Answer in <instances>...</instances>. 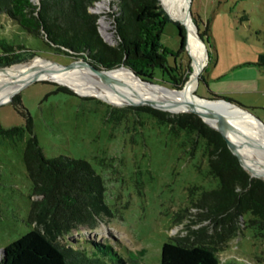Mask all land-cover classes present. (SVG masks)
Listing matches in <instances>:
<instances>
[{
	"label": "rangeland",
	"instance_id": "374dc122",
	"mask_svg": "<svg viewBox=\"0 0 264 264\" xmlns=\"http://www.w3.org/2000/svg\"><path fill=\"white\" fill-rule=\"evenodd\" d=\"M37 1L32 0L34 4ZM116 3L117 0H98L91 10L98 14L100 35L111 45L117 44ZM99 4L102 8L96 7ZM159 4L169 18L160 37L161 44L174 54L169 61L176 60L191 74L187 30L184 28L185 53L177 54L179 37L173 23L175 19L170 18L162 0ZM187 9L199 34L205 26L209 29L208 36H202L206 60L197 76L194 93L198 97L213 98L209 90L213 92L210 83L214 78L236 65L254 64L263 59L264 43L254 31H264V0H188ZM100 25L112 33L111 39L105 38ZM0 38L34 49L38 56L26 62L41 59L66 65L78 61L97 66L88 59L48 51L42 39L29 36L20 28L0 29ZM7 68H0V72ZM154 78L156 84L166 85L161 82L158 71ZM59 86L69 89L73 95L60 90ZM235 97L241 99L244 106L264 103V94ZM17 98L19 102L14 106L12 101ZM1 103V126H25L23 112L26 110L32 120V134L46 157L61 155L85 160L104 181V201L113 216L103 217L95 230L79 227L57 236L56 241L66 244L68 239H81L109 244L124 260L130 252L142 250L139 264H159L161 246L171 235L184 236L202 227L206 228L204 233L213 234L212 221L197 217L196 213L201 210L194 204L202 191L218 187V179L208 172L206 156L198 143L191 147L194 140L189 143L183 133L174 132L166 123L135 109L147 105L114 104L48 79L24 85L13 94L11 101ZM247 109L264 126V111ZM165 112L169 116L176 114ZM28 136L27 132L22 138L0 135V249L34 227L28 222L32 186L22 159ZM250 216L245 213L240 219L246 221ZM243 224H239L233 238L222 244L220 264H264V239L255 236L254 231Z\"/></svg>",
	"mask_w": 264,
	"mask_h": 264
},
{
	"label": "trees",
	"instance_id": "16d2710c",
	"mask_svg": "<svg viewBox=\"0 0 264 264\" xmlns=\"http://www.w3.org/2000/svg\"><path fill=\"white\" fill-rule=\"evenodd\" d=\"M97 1L38 0L34 4L32 0H0V29L20 28L29 36L42 39L48 51L88 59L104 69L124 66L141 80L155 84L158 71L164 86L181 89L191 74L176 60L170 62L174 54L161 44L160 37L169 18L159 0H117L116 45L106 42L99 33L98 14L90 10ZM173 23L179 37L177 54H183L185 29L178 22ZM208 31L205 26L202 34L197 30V35L202 40ZM254 34L264 43L261 30H255ZM34 56H38L34 49L0 38V68L26 62ZM255 65L264 68V55ZM59 89L73 95L65 87ZM212 96L242 106L231 98L214 93ZM18 102V98L13 99L12 104L16 106ZM135 109L166 123L172 131L183 133L189 143L194 140L191 147L198 143L206 156L208 172L218 179V187L202 191L194 204L201 210L197 217L212 221L213 234L204 233L206 228L202 227L191 231L195 238L190 234L171 235L161 246L159 264H220L222 244L235 236L241 222L264 239V180L250 177L221 134L193 113L169 116L150 106ZM23 115L25 126L0 125V135L22 138L25 132L29 134L22 159L32 186L28 222L34 227L0 249V264H139L142 250L130 252L124 260L109 244L81 239H68L66 244L56 241L57 236L79 227L95 230L103 217L113 214L104 201L102 177L85 160L61 155L46 157L32 134L31 117L26 110ZM245 213L251 215L246 221L240 219Z\"/></svg>",
	"mask_w": 264,
	"mask_h": 264
},
{
	"label": "bare ground",
	"instance_id": "6f19581e",
	"mask_svg": "<svg viewBox=\"0 0 264 264\" xmlns=\"http://www.w3.org/2000/svg\"><path fill=\"white\" fill-rule=\"evenodd\" d=\"M162 5L170 17L183 24L187 30L192 72L181 89H170L160 84H143L123 66L97 73L90 70L87 64L78 61L74 67L62 68L50 61L33 59L18 66L11 65L0 72V103L8 102L17 92V88L28 79L40 77L56 80L73 90L97 95L114 104L157 102L171 112L188 108L200 109L225 124L223 131L229 146L238 156L244 169L252 175L264 178L263 129L244 112L225 102H206L194 96V89L198 84L197 76L205 64L206 55L205 45L198 39L187 13L188 0H162ZM96 7L102 8L100 4ZM100 29L105 38L111 39L112 33L106 26L100 25ZM205 119L211 123L208 118Z\"/></svg>",
	"mask_w": 264,
	"mask_h": 264
},
{
	"label": "crops",
	"instance_id": "0c3cea01",
	"mask_svg": "<svg viewBox=\"0 0 264 264\" xmlns=\"http://www.w3.org/2000/svg\"><path fill=\"white\" fill-rule=\"evenodd\" d=\"M259 30L264 33L263 29ZM251 66L256 67L255 70L250 69ZM201 79L203 80V77H201ZM215 82L218 83L213 84ZM210 84L213 90L212 93L215 92L214 94H226L228 98H231L232 100L241 104L243 101H241V99H237L235 96H245L249 93L264 94V68L255 65V63L253 64L250 62H245L234 66L230 71L214 78ZM209 92L211 91L209 90ZM242 106H244V103ZM258 106L253 107L250 105H245L244 107L264 111V103H260Z\"/></svg>",
	"mask_w": 264,
	"mask_h": 264
},
{
	"label": "water",
	"instance_id": "95a60500",
	"mask_svg": "<svg viewBox=\"0 0 264 264\" xmlns=\"http://www.w3.org/2000/svg\"><path fill=\"white\" fill-rule=\"evenodd\" d=\"M91 10H93V9H95V6L93 5L91 8H90ZM190 13V12H189ZM171 19H172V17H170ZM173 20V19H172ZM181 24V23H180ZM183 25V24H182ZM183 27L185 28V26L183 25ZM194 27H195V30H196V32H197V28H196V26L194 25ZM186 29V28H185ZM197 37H198V39L202 42V40L199 38V36L197 35ZM203 43V42H202ZM204 44V43H203ZM48 61H50V60H48ZM50 62H52V63H54V64H56V65H58L59 67H62V68H70V67H74L75 66V62L76 61H72V62H70L69 64H66V65H60V64H57V63H55V62H53V61H50ZM83 63H85V64H87L89 67H90V70H92L93 72H97V73H102V72H105V71H109V70H111V69H104V68H102L101 66H94V65H92L91 63H88V62H83ZM124 67V66H123ZM126 68V67H125ZM126 69H128V68H126ZM132 74H133V76H135L141 83H143V84H147V85H156L155 83H152V82H150V81H144V80H141L138 76H136L130 69H128ZM40 80H46V79H42V78H40V77H33V78H31V79H28L27 81H25L24 83H22L18 88H17V92L19 91V89L21 88V87H23L24 85H26V84H29V83H33V82H36V81H40ZM197 82H198V79H197ZM171 89V88H170ZM194 96H196L198 99H200V100H204V101H206V102H212V101H223V102H225V103H227V104H229V105H231V106H233L234 107V109H236V110H239V111H241V112H244L246 115H248L250 118H252L260 127H261V129H263V132H264V126L261 124V122L259 121V119L258 118H256V117H254L252 114H251V112L247 109V108H245V107H242V106H239V105H237V104H235V103H231V102H229V101H226V100H224V99H215V98H202V97H198L195 93H194ZM13 97V96H12ZM12 97L10 98V100L9 101H11V99H12ZM139 104H142V105H147V106H150V107H152V108H154V109H158V110H162V111H168V112H171V111H169V110H167V109H165V108H163L161 105H160V103H157V102H142V103H139ZM172 113V112H171ZM173 113H176V114H179V113H193V114H195V115H197L198 117H200L201 119H202V121L205 123V124H207L209 127H211L212 129H214V130H216V131H218L220 134H221V136L223 137V139L225 140V142H226V145H227V147L229 148V150L237 157V159H238V161H239V163H240V165L242 166V164H241V162H240V160H239V158H238V156L231 150V148H230V146H229V143H228V139H227V137H226V135H225V132L223 131V128L225 127V124H223L222 122H219L218 120H216L215 118H213V117H211L207 112H204V111H202V110H200V109H194V108H188V109H186V110H181V111H179V112H173ZM205 118H208L210 121H211V123H209L208 121H206V119ZM242 168L244 169V167L242 166ZM245 170V169H244ZM250 174V173H249ZM250 177H257V176H254V175H252V174H250Z\"/></svg>",
	"mask_w": 264,
	"mask_h": 264
},
{
	"label": "built area",
	"instance_id": "2783aa9c",
	"mask_svg": "<svg viewBox=\"0 0 264 264\" xmlns=\"http://www.w3.org/2000/svg\"><path fill=\"white\" fill-rule=\"evenodd\" d=\"M90 10H91V9H90ZM91 12H92V11H91ZM221 261H222V260L220 259V263H221Z\"/></svg>",
	"mask_w": 264,
	"mask_h": 264
}]
</instances>
